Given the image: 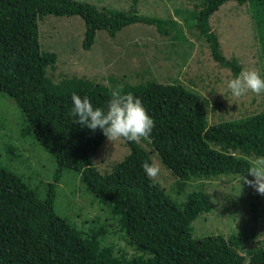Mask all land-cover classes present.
<instances>
[{
    "label": "trees",
    "instance_id": "obj_1",
    "mask_svg": "<svg viewBox=\"0 0 264 264\" xmlns=\"http://www.w3.org/2000/svg\"><path fill=\"white\" fill-rule=\"evenodd\" d=\"M236 2L252 7V19L264 58V0H200L194 31L224 69L239 74L237 58H227L211 18L220 8ZM46 16L79 17L84 22L82 48L91 51L99 32L115 39L133 25L153 26L176 41L185 38L174 22L144 15L139 0L128 11L98 7L78 0H0V93L12 99L23 117V137H34L54 157V182L45 195L16 172L0 167V264H264V248L247 250L249 232L195 238L193 223L213 210L205 191L174 202L142 169L153 161L141 144L126 142L130 153L102 174L93 163L83 131L69 120L73 94L89 92L111 97L113 89L89 79L74 78L55 84L48 68L56 69L58 55L42 48L40 21ZM153 82L126 85L124 93L144 95ZM153 118V117H152ZM150 142L144 140L162 164L179 179L181 190L193 179L246 176L252 157L264 156V109L253 116L208 125L206 116L191 108L175 115L153 118ZM65 171L80 176L86 190L111 209L127 245L138 252L129 256L114 245H104L107 231L78 230L55 210L57 187ZM253 217L261 195L255 190Z\"/></svg>",
    "mask_w": 264,
    "mask_h": 264
},
{
    "label": "rangeland",
    "instance_id": "obj_2",
    "mask_svg": "<svg viewBox=\"0 0 264 264\" xmlns=\"http://www.w3.org/2000/svg\"><path fill=\"white\" fill-rule=\"evenodd\" d=\"M78 1L123 11H128L132 3V0ZM198 3L200 0H139L142 14L160 17L169 25L176 22L185 34L180 41L160 35L153 26L137 24L124 29L115 39L106 32H99L91 51L82 48L85 27L79 17L46 16L39 23L42 48L58 55L56 69L48 68V77L55 84L65 79H89L111 89L153 82L150 91L137 97L153 118L191 108L202 112L210 126L260 113L264 109V93L249 92L240 98L234 97L227 87V82L234 78L232 71L217 64L206 43L197 37L194 26ZM252 13L249 3L241 6L229 2L214 14L211 26L227 58H237L242 69L256 70L264 77V58ZM77 95L88 96L94 107L105 110L110 99L89 92ZM72 107L70 100L69 113ZM69 120L75 127L82 128L75 124L70 114ZM23 122L16 103L0 93V167L22 175L44 197L45 186L54 182L57 164L34 137L21 135ZM83 137L94 165L102 174L110 173L112 166L130 153L123 139L112 143L99 129L94 133L87 129ZM140 144L153 153L152 159L161 168L155 181L174 202L183 203L189 193L199 190L211 195L213 210L193 223L195 238L216 235L228 238L246 231L255 237L249 241L244 255L247 250L264 248V196L261 195L255 220L252 212L254 189L243 184L240 179L243 176L193 179L181 190L179 179L162 164L157 153L145 142ZM55 210L72 226L86 233L99 226L105 228L104 245H114L129 256L138 254L125 242L111 209L86 190L78 174L64 172L57 187Z\"/></svg>",
    "mask_w": 264,
    "mask_h": 264
},
{
    "label": "clouds",
    "instance_id": "obj_3",
    "mask_svg": "<svg viewBox=\"0 0 264 264\" xmlns=\"http://www.w3.org/2000/svg\"><path fill=\"white\" fill-rule=\"evenodd\" d=\"M227 87L236 98L249 92L260 95L264 93V77L256 70L242 69L227 82ZM71 100L73 107L69 114L74 118L75 124L86 127L93 133L99 129L112 143L120 139L136 144L144 140L150 142L155 121L147 113L141 99L132 93H124L119 87L113 89L106 110L94 107L88 96L73 94ZM141 166L150 180L155 181L160 175L161 168L155 160L151 163L144 161ZM247 174L252 179L240 177L243 184L264 196V156H258L251 162Z\"/></svg>",
    "mask_w": 264,
    "mask_h": 264
}]
</instances>
